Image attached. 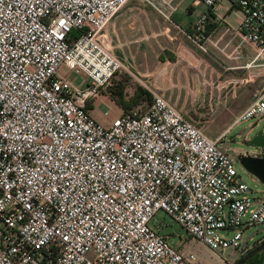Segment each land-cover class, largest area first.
<instances>
[{"label": "built area", "instance_id": "2783aa9c", "mask_svg": "<svg viewBox=\"0 0 264 264\" xmlns=\"http://www.w3.org/2000/svg\"><path fill=\"white\" fill-rule=\"evenodd\" d=\"M126 1L0 0V264H195L150 225L157 211L212 250L245 251L243 232L264 223V187L248 194L227 132L208 137L159 93L131 95L127 109L111 99L128 69L105 27ZM143 1L175 26L174 0ZM193 3L206 8L196 44L224 3L264 67V0ZM100 96L117 107L104 106L107 123L92 114ZM251 117H264V87L232 124Z\"/></svg>", "mask_w": 264, "mask_h": 264}, {"label": "crops", "instance_id": "0c3cea01", "mask_svg": "<svg viewBox=\"0 0 264 264\" xmlns=\"http://www.w3.org/2000/svg\"><path fill=\"white\" fill-rule=\"evenodd\" d=\"M154 2L165 10L159 0ZM174 3L177 5L172 14L175 26L143 0H127L107 23L108 45L128 69L125 76L130 83L124 84L123 96L127 99L133 95L137 86L159 93L208 137L216 138L230 130L235 118L264 87L262 59H254V48L241 40L236 29L241 17L239 11L230 20L233 9L227 10L223 3L221 18L211 16L205 24L201 48L192 40L191 28L206 10L205 6L194 4L193 0H174ZM182 8L185 12L194 8L200 11L194 18L175 17ZM167 25L171 28L170 37L163 33ZM62 69L60 73L69 79L70 72ZM97 103L110 108L111 116L116 115L117 107L110 98L100 96ZM100 121L107 123L104 116Z\"/></svg>", "mask_w": 264, "mask_h": 264}, {"label": "rangeland", "instance_id": "374dc122", "mask_svg": "<svg viewBox=\"0 0 264 264\" xmlns=\"http://www.w3.org/2000/svg\"><path fill=\"white\" fill-rule=\"evenodd\" d=\"M184 9L185 8L180 9L175 14V17L177 15H183L185 18H194L200 11L199 8H194L190 12H185ZM237 11L238 10L233 9L230 12V20H233L234 16L238 14ZM61 68H63V71H66L63 66ZM68 78L72 83L77 86H84L88 81V78L79 71H71L68 75ZM126 83H130L127 76H118L115 85L109 90L110 94L116 92L120 87L124 86V84ZM142 102H144L143 104H146L145 101ZM103 108L104 105H102L101 103H97L92 110V114H95L97 119L102 120ZM113 108L115 107L113 106ZM109 112L110 115L113 114V111L110 108ZM235 117L236 116H234L233 118ZM263 126L264 117H251L246 120L239 121L231 126L230 130L227 132V135L223 140V146L227 147V149L233 156L234 167L243 179V181L249 186L248 194L252 197L257 195V191L262 187V185L240 166L235 157L237 154H251L256 150V148L248 145V140L258 129ZM159 223L161 224L160 231L168 234V241L172 246L177 248L179 247V249H181L185 253L192 252L195 255V264H235V261L238 258L242 257V255L244 254L242 251L234 250L232 248H228L223 251L212 250L208 248L207 246L195 240L194 238L186 235L184 229L178 223L173 221L170 216H168L165 212L161 210L156 212V214L150 221V225L152 227H156ZM255 229L256 226H252L249 229H246L243 232L244 238L248 237ZM262 235H264V230L252 236V238L248 241V246H250L255 240H257Z\"/></svg>", "mask_w": 264, "mask_h": 264}, {"label": "water", "instance_id": "95a60500", "mask_svg": "<svg viewBox=\"0 0 264 264\" xmlns=\"http://www.w3.org/2000/svg\"><path fill=\"white\" fill-rule=\"evenodd\" d=\"M248 145L254 148H264V126L258 129L248 140ZM236 160L240 166L253 178H255L264 187V156H255L252 154H237ZM264 230V223L256 226V229L245 238L244 246H248V241ZM264 247V242L259 246L247 252L243 259L239 262L242 264L251 254L260 251Z\"/></svg>", "mask_w": 264, "mask_h": 264}, {"label": "trees", "instance_id": "16d2710c", "mask_svg": "<svg viewBox=\"0 0 264 264\" xmlns=\"http://www.w3.org/2000/svg\"><path fill=\"white\" fill-rule=\"evenodd\" d=\"M122 91H123V86L120 87L116 92L110 94V97L112 100L115 101L116 104L121 106L123 109H127L131 103L130 101L124 98ZM140 94H145L147 95V97L150 96V94L145 89H143L141 86H137L133 96H138ZM246 252L247 250L243 251L244 254L242 255V257L238 258L235 261V264H239V262L243 259ZM242 264H264V247L260 251L251 254Z\"/></svg>", "mask_w": 264, "mask_h": 264}, {"label": "flooded vegetation", "instance_id": "af4514ba", "mask_svg": "<svg viewBox=\"0 0 264 264\" xmlns=\"http://www.w3.org/2000/svg\"><path fill=\"white\" fill-rule=\"evenodd\" d=\"M262 242H264V235H262L261 237H259L257 240H255L250 246H248L247 248V252H249L250 250H252L253 248L259 246ZM246 252V253H247Z\"/></svg>", "mask_w": 264, "mask_h": 264}, {"label": "snow or ice", "instance_id": "6c2138e0", "mask_svg": "<svg viewBox=\"0 0 264 264\" xmlns=\"http://www.w3.org/2000/svg\"><path fill=\"white\" fill-rule=\"evenodd\" d=\"M61 23H63V21H61Z\"/></svg>", "mask_w": 264, "mask_h": 264}]
</instances>
